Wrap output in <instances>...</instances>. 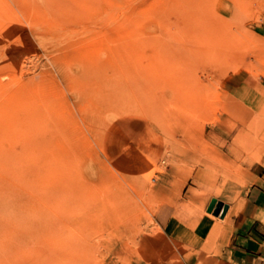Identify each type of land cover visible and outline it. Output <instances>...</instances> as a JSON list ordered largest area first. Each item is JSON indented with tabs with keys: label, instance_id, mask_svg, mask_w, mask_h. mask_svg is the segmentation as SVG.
<instances>
[{
	"label": "rangeland",
	"instance_id": "rangeland-1",
	"mask_svg": "<svg viewBox=\"0 0 264 264\" xmlns=\"http://www.w3.org/2000/svg\"><path fill=\"white\" fill-rule=\"evenodd\" d=\"M262 90L264 0H0V264H226Z\"/></svg>",
	"mask_w": 264,
	"mask_h": 264
},
{
	"label": "crops",
	"instance_id": "crops-1",
	"mask_svg": "<svg viewBox=\"0 0 264 264\" xmlns=\"http://www.w3.org/2000/svg\"><path fill=\"white\" fill-rule=\"evenodd\" d=\"M236 82V76L227 77L223 81L224 89H230ZM258 177L260 181L242 193L241 211L231 215L228 221L226 264H264V167ZM234 204L229 205L225 217Z\"/></svg>",
	"mask_w": 264,
	"mask_h": 264
},
{
	"label": "bare ground",
	"instance_id": "bare-ground-1",
	"mask_svg": "<svg viewBox=\"0 0 264 264\" xmlns=\"http://www.w3.org/2000/svg\"><path fill=\"white\" fill-rule=\"evenodd\" d=\"M201 38H205V39H211L212 37H213V32H212V30L209 28V26H204L203 27V30H202V35L200 36ZM264 94V90H262V92H261V94L259 93V94H251V98H252V100H250V103L252 102V104H253V107H252V110H248V116L249 117H251V118H254L255 117V119L256 118H260L259 116H262L263 115V112H261V110H256V108H257V104L259 103V101L262 99H264L263 98V95ZM257 105V106H256ZM245 112V111H244ZM243 112V113H244ZM264 116V115H263ZM230 151H233V152H235L236 151V148H235V146H232V147H230ZM201 180V179H200ZM200 180H198V182L200 181ZM258 181H259V179H258ZM210 187H211V185H210ZM241 208H243L242 207V202L240 201V202H238V203H236V204H234V205H232L231 206V208H230V210H229V214H235V213H237L239 210L241 211ZM260 214V213H259ZM264 214V213H263ZM264 216V215H263ZM254 218V217H253ZM258 218V217H257ZM124 260V259H123Z\"/></svg>",
	"mask_w": 264,
	"mask_h": 264
}]
</instances>
